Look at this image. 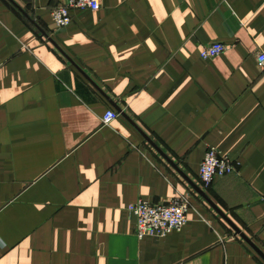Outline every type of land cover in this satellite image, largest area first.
Returning <instances> with one entry per match:
<instances>
[{
    "label": "crops",
    "instance_id": "0c3cea01",
    "mask_svg": "<svg viewBox=\"0 0 264 264\" xmlns=\"http://www.w3.org/2000/svg\"><path fill=\"white\" fill-rule=\"evenodd\" d=\"M62 2L0 0V264H264L148 141L264 254V0H99L58 28ZM209 147L239 165L202 188ZM175 191L186 225L137 238L129 206Z\"/></svg>",
    "mask_w": 264,
    "mask_h": 264
},
{
    "label": "built area",
    "instance_id": "2783aa9c",
    "mask_svg": "<svg viewBox=\"0 0 264 264\" xmlns=\"http://www.w3.org/2000/svg\"><path fill=\"white\" fill-rule=\"evenodd\" d=\"M99 0H63L61 4L51 10L52 20L58 28L68 27L72 22V13L75 10H97ZM222 42H211L202 46L200 56L203 59H211L227 49ZM257 63L264 68V53L257 55ZM118 114L114 110H108L102 117L104 124H109ZM238 163L232 161L214 147L207 148L199 166V179L202 188H207L216 178L236 172ZM190 208L189 197L178 191L167 200L150 202L138 200L129 206V212L135 218V236L164 237L172 231H180L188 221Z\"/></svg>",
    "mask_w": 264,
    "mask_h": 264
},
{
    "label": "water",
    "instance_id": "95a60500",
    "mask_svg": "<svg viewBox=\"0 0 264 264\" xmlns=\"http://www.w3.org/2000/svg\"><path fill=\"white\" fill-rule=\"evenodd\" d=\"M18 10H20V12L34 25L37 27L35 21L29 16L27 15L19 6H17L16 4H14ZM38 29H40L39 27H37ZM40 31L42 33H44L41 29ZM45 34V33H44ZM46 36V35H45ZM51 43H53L56 48L58 50L59 47H57V45L55 44V42L52 39H49ZM61 51V50H60ZM148 140V139H147ZM150 142V144L159 152V154H161L162 157L165 158V160L185 179L188 181V183L196 190V192L202 197L204 198L207 203L222 217L226 220V222L233 228V230L235 231V234L239 235L243 240H245L263 259H264V254L251 242V240L249 238H247V236H245V234H243L239 228L223 213L221 212V210H219V208L207 197V195L205 194V192L198 186L195 185L194 182H192L181 170L180 168L177 166V164H175L172 160H170L161 150L158 146H156V144H154L153 142H151L150 140H148Z\"/></svg>",
    "mask_w": 264,
    "mask_h": 264
}]
</instances>
